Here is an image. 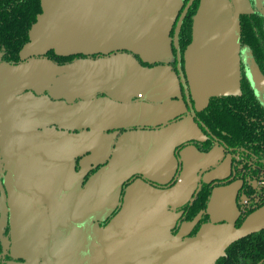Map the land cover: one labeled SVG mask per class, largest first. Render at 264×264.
<instances>
[{"label":"crops","instance_id":"0c3cea01","mask_svg":"<svg viewBox=\"0 0 264 264\" xmlns=\"http://www.w3.org/2000/svg\"><path fill=\"white\" fill-rule=\"evenodd\" d=\"M182 2L45 0L23 51L24 58H31L0 68L2 108L8 106L11 139H19L20 146L19 158L11 151L5 161L13 250L29 264H100L91 257L98 255L94 248L101 244L96 258L104 264H206L230 240L264 226V205L235 226L238 183H233L231 191L213 190L208 205L211 222L203 224L195 238H182L192 222L171 232L179 216L176 208L193 192L194 171L218 155L215 150L203 154L190 145L181 150L186 180L170 188L135 180L127 187L109 231L96 239L98 231L91 224L104 219L117 204L127 177L140 172L166 182L175 170V146L205 136L190 116L162 128L117 131L165 122L186 110L187 100L171 66L144 65L134 55L151 63L170 60V30ZM252 9L249 0H201L185 53L186 76L197 109L205 107L213 94L239 90L236 16ZM49 48L60 53L111 54L64 65L35 57ZM107 157L109 161L83 185L91 164ZM69 218L73 228L64 230V220ZM70 232L78 237L74 235L75 247L68 253L63 243ZM80 232L88 238H80ZM79 253L82 259L64 260L67 254Z\"/></svg>","mask_w":264,"mask_h":264},{"label":"flooded vegetation","instance_id":"af4514ba","mask_svg":"<svg viewBox=\"0 0 264 264\" xmlns=\"http://www.w3.org/2000/svg\"><path fill=\"white\" fill-rule=\"evenodd\" d=\"M253 9L252 14L261 17V20L250 18L248 20L242 21V36L240 42V71H241V87L236 93L221 94L220 98H215L212 103H214V122L213 127L209 128L204 120L194 114V111L204 109H197L191 101L192 106L188 102L187 86L184 83L186 76V59L185 54L182 55L181 48L179 53L175 47V53L172 52V57L168 62H148L143 60L138 54H134L138 60L148 66H153L156 64L167 63L171 66L173 71L179 78L181 83L182 95L184 99L187 100V108L184 112H181L174 117L170 118L165 122H161L155 125L140 124L131 125L127 127L117 128L118 134L129 129H157L164 126H168L173 122H177L186 116L192 117L194 122L202 129L205 136L204 138H189L181 141L175 146L174 154L176 157V166L171 177L166 182H158L152 180L140 172H136L127 177L122 185L119 195V200L124 201V196L127 187L137 179H143L149 184L160 187V188H170L178 183H183L186 180L187 169L185 168L184 157L181 154V150L186 146L193 145L197 150L203 154L217 151L216 158L209 164L198 167L194 173V188L191 196L179 207L176 211L179 212V216L173 225V228L177 227V233L183 226L184 223H189L186 221H180L181 210L185 205L192 204L196 199L199 191L204 185L212 184L211 194L216 187L229 185L232 183H238V188L236 191V204L237 199L241 198L242 204H248L250 202H261L264 205V197L262 191L264 190V150L260 148L264 143L260 140L259 144V154L258 157H251L249 155L248 147V132L252 129V126H256L259 130L264 128V2L260 6L257 5L255 0H252ZM250 16V15H248ZM182 26V25H181ZM181 30V29H180ZM180 33V32H179ZM175 46V39H174ZM180 47V45H179ZM55 52V50L53 49ZM186 53V51H185ZM108 53H92L81 55V58L91 57H103ZM49 60L56 64L64 65L61 61H57V57L54 54L49 53ZM35 57H42L41 55ZM45 57V56H43ZM23 63L29 58L21 57ZM80 58V59H81ZM10 60H15L14 55L7 50L4 45L0 46V68L3 65H18L20 63H12ZM77 61V60H76ZM75 62V61H74ZM73 63V62H72ZM70 64V63H67ZM259 73L260 77L255 76V72ZM182 72V74H181ZM243 93L240 96H235L240 94V90ZM103 93H98L101 95ZM220 95V94H219ZM1 105V104H0ZM77 130V129H75ZM257 131V130H255ZM261 135V134H260ZM115 141L112 142V149ZM201 145L198 146L197 142ZM111 154V153H110ZM82 155L76 157L75 168L78 170L81 167L80 160ZM0 158H1V147H0ZM109 161V157L105 160L99 161L97 163L91 164L89 169L85 172L82 184L85 185L87 180L103 165ZM219 170L218 174L211 176L209 179L207 174ZM8 173V169L5 164L2 167V172H0V182L5 190L6 199L8 198V190L5 184V177ZM126 185L124 186V184ZM125 189L122 191V188ZM244 189V190H242ZM240 193V194H238ZM238 194V198H237ZM211 198V195H210ZM0 201H1V191H0ZM210 201V199H209ZM8 205V201H7ZM261 206V207H262ZM260 208V207H259ZM258 208V209H259ZM9 209V205H8ZM238 210V209H237ZM257 210V209H256ZM237 217L239 210L237 211ZM236 217V219H237ZM194 226V225H193ZM239 227V226H237ZM193 228V227H192ZM191 228V229H192ZM13 229L11 223V212L8 210L7 223L5 225L3 236L7 240L8 245L6 251L4 250L3 242L0 237V264H13L22 263L29 264V262L22 256L14 254L13 250Z\"/></svg>","mask_w":264,"mask_h":264},{"label":"trees","instance_id":"16d2710c","mask_svg":"<svg viewBox=\"0 0 264 264\" xmlns=\"http://www.w3.org/2000/svg\"><path fill=\"white\" fill-rule=\"evenodd\" d=\"M187 2L188 0H183L170 30L171 49L173 53L176 52L174 46V36L177 22ZM199 4L200 0H194L193 4L188 9L183 19V23L179 33V45L182 55L185 54L187 47L192 42L194 16L197 13ZM42 11V0H0V46L4 45V47L14 55L15 60H10V62L20 63L21 61H23V59L21 58L22 50L24 46L30 41L31 29L37 23L38 17L42 13ZM250 18L256 19L258 21L261 20V17L252 14V11L241 12L238 15L240 25V42L242 36V21L248 20ZM51 52L55 55V57L58 58L57 61H61L66 64L80 59L81 55H85L81 52L67 54L58 53L56 51L54 52L52 48L40 55L49 57L48 55ZM187 89L189 90L188 86ZM239 92L240 94H237L235 96H240L243 93L242 88ZM220 96L222 95L218 94L210 96L207 106L204 109L194 111V114L200 116L209 128L213 127L214 122V103L212 102L215 98H220ZM248 134L249 139L247 149L249 150V155H251V157H258V154L260 153L259 149L262 148L264 150V144L259 148L260 140H263L264 143V128H261L259 130L256 126H252V129L248 132ZM197 144L199 147H201L198 142ZM125 185L126 183L124 184V186ZM212 187V184L204 185L199 191L194 202L192 204L185 205V207H183V209L181 210L180 221L184 220L186 222H191L197 218L193 228L188 233L189 236H194L203 223L210 221L207 207L209 204ZM124 189L125 187L122 188V191ZM262 195L264 197V190L262 191ZM122 203V200H119L118 206L104 221L100 222L101 225H105L119 211ZM261 206L262 203L260 201H253L243 205L241 202V198H238L237 209L239 210V214L235 221V225L240 226L252 212H254ZM176 229L177 227L173 228L172 232L175 233V231H177ZM213 264H264V227L231 242L226 247L224 253L220 257H218Z\"/></svg>","mask_w":264,"mask_h":264},{"label":"water","instance_id":"95a60500","mask_svg":"<svg viewBox=\"0 0 264 264\" xmlns=\"http://www.w3.org/2000/svg\"><path fill=\"white\" fill-rule=\"evenodd\" d=\"M43 1V10H44V7H45V0H42ZM249 1H251V0H249ZM193 2H194V0H188V2H187V4L185 5V7H184V9H183V11H182V13H181V15H180V17H179V19H178V22H177V26H176V30H175V36H174V39H175V47L177 48V50H178V53L180 52L179 51V49H180V47H179V32H180V29H181V25H182V23H183V19H184V17H185V15H186V13H187V11H188V9L190 8V6L193 4ZM200 3H201V0H200ZM257 3L258 4H260L259 3V0H257ZM200 5V4H199ZM260 6V5H259ZM199 9V8H198ZM198 11V10H197ZM251 11V10H250ZM241 12H249V11H241ZM241 12H239L238 14H237V16H236V20H237V22H238V24H239V20H238V15L241 13ZM42 13H43V11H42ZM42 13L39 15V17H38V21H37V23L32 27V29H31V32H30V36H31V39H32V30H33V28L39 23V20H40V17H41V15H42ZM178 13V12H177ZM197 14V13H196ZM196 14H195V16H196ZM177 15V14H176ZM195 16H194V25H193V33H194V27H195ZM175 18H176V16H175ZM175 18H174V20H175ZM174 20H173V22H174ZM173 24V23H172ZM172 27V26H171ZM239 35H240V25H239ZM31 39H30V41H31ZM240 40V39H239ZM29 41V42H30ZM28 42V43H29ZM27 45V44H26ZM25 45V46H26ZM190 45V44H189ZM25 46H24V48H23V50H22V57H24V55H23V51H24V49H25ZM239 49H240V41H239ZM50 49V48H49ZM48 49V50H49ZM47 50H45L43 53H45ZM57 52V51H56ZM74 52H80V51H69V52H62L63 54H67V53H74ZM43 53H41V54H43ZM58 53H60V52H58ZM81 53H83V52H81ZM85 54V53H84ZM38 55H40V54H36V56H38ZM31 58V57H30ZM29 58V59H30ZM239 69H238V74H237V85L240 87V73H241V71H240V64H239V67H238ZM181 74H182V72H181ZM255 76L256 77H260L259 76V73L256 71L255 72ZM182 78H183V80H184V83H185V85L186 86H188L189 87V83H188V80L186 79H184V77H183V74H182ZM260 79H261V77H260ZM262 80V79H261ZM186 81H187V83H186ZM187 91V94H188V102H189V104H190V106H192V103H191V100H193L192 99V96H191V93H190V88H189V90L187 89L186 90ZM237 92V91H236ZM236 92H234V93H236ZM213 95H218V94H213ZM212 96V95H211ZM209 98H210V96H209ZM209 98H208V100H207V103H208V101H209ZM5 100L8 102V99L7 98H5ZM0 147H1V158H0V172H2V167H3V165L5 164V161L7 162L8 161V159L9 158H11L10 157V152L11 151H13V154L15 155H17L16 157L17 158H19L18 156H19V151H20V146H19V139L17 140V138L14 140L13 138L11 139V136H12V132H13V127H12V124H10V121L8 120V117H7V115L9 114L8 112H7V107H3L2 108V100H1V92H0ZM207 105V104H206ZM6 109V110H5ZM4 110H5V114H4ZM17 135V134H16ZM13 143L15 144V147H14V150H12L13 149ZM15 151V152H14ZM20 154H21V152H20ZM12 156V155H11ZM6 168H7V166H6ZM121 190V189H120ZM0 191H1V201H0V237H1V240H2V242H3V246H4V250L6 251V249H7V245H8V242H7V240L4 238V236H3V233H4V229H5V225H6V223H7V215H8V205H7V199H6V194H5V190H4V188H3V186H2V184H1V182H0ZM118 204H119V199H118V202H117V204L113 207V209L109 212V214H107V216L104 218V219H101V220H96V222H93L91 225H92V227L95 229V230H97L98 231V233L96 234V239L97 238H101L102 239V237H103V232H106V231H109L107 228H108V226H109V224L114 220V218H115V216L117 215V213L121 210V208H122V206H123V203L121 204V207H120V209H119V211L105 224V225H101V221H104L111 213H112V211L118 206ZM209 205V204H208ZM42 210H43V212H45V213H47V211H49V209H48V207L47 206H44L43 208H42ZM256 211V210H255ZM42 212V211H41ZM207 212H208V214H209V211H208V207H207ZM253 213V212H252ZM67 213H64V217L66 218L67 216ZM209 216H210V214H209ZM197 219V218H196ZM196 219L195 220H193V221H191L193 224L196 222ZM47 221V220H46ZM209 222H211V217H210V221ZM190 223V222H189ZM206 223H208V222H206ZM203 224H205V223H203ZM202 224V225H203ZM73 224L71 223V220H70V218L69 219H65L64 220V225H63V227H64V230H69V229H71V228H73V226H72ZM202 225H201V227H202ZM200 227V228H201ZM264 227V226H263ZM263 227H261V228H263ZM89 228H91V227H86V228H81V229H89ZM261 228H259V229H261ZM259 229H257V230H259ZM200 230V229H199ZM199 230L197 231V233L194 235V236H189L188 235V233L186 234V235H184V236H182V238L184 237V238H195L197 235H198V232H199ZM257 230H253V231H257ZM253 231H249V232H247V233H245V234H241V235H239L238 237H236V238H234V239H232V240H230L227 244H226V246L219 252V253H217V255H215L214 257H213V259H211L208 263H206V264H213L215 261H216V259L218 258V257H220L223 253H224V251H225V249H226V247L231 243V242H233L234 240H236V239H238V238H240V237H242V236H245V235H247V234H249V233H251V232H253ZM171 232H172V229H171ZM173 233V232H172ZM80 234V238H88V234H83L82 232H80L79 233ZM74 235H75V237L77 238L78 236H76V234L73 232V234L70 232V233H66L65 234V241H64V243H63V248L65 249V251L66 252H70V250H73V248L72 247H75V246H72V244H74V242H73V238L75 239V237H74ZM103 242V241H102ZM101 247H98V245L94 248V251H95V253H96V255L98 254L99 256H100V252L99 251H101L102 249H103V244H101L100 245ZM77 247H79V246H77ZM78 250V249H77ZM77 250H74V253H77ZM79 252V251H78ZM98 255L97 256H94L93 254H92V260L93 261H95L96 263H100V264H104V261L103 260H100V259H98V258H96V257H98ZM84 256H82V254H78V256L77 255H66V257L64 258V260L65 261H69V262H71V261H75V260H78V259H82ZM118 264H125V263H121L120 261H118L117 262ZM111 264H116V263H111Z\"/></svg>","mask_w":264,"mask_h":264},{"label":"rangeland","instance_id":"374dc122","mask_svg":"<svg viewBox=\"0 0 264 264\" xmlns=\"http://www.w3.org/2000/svg\"><path fill=\"white\" fill-rule=\"evenodd\" d=\"M20 64H21V63H20ZM232 184H233V183H232ZM229 185H231V184H229ZM229 185H224V186H220V187H221V188H225V190H227V192H228V191H231V190H232V187H229ZM230 193H231V192H230ZM260 208H261V207H260ZM246 219H247V218H246ZM246 219H245V220H246ZM245 220H244V221H245ZM235 221H236V219H235ZM244 221H243V222H244ZM184 224H185V223H184ZM242 224H243V223H242ZM242 224H241V225H242ZM241 225H240V226H241ZM235 226H236V225H235Z\"/></svg>","mask_w":264,"mask_h":264}]
</instances>
